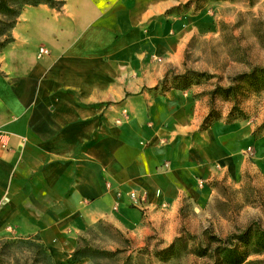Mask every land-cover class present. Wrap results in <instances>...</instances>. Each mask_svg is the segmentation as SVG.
Here are the masks:
<instances>
[{"label": "crops", "instance_id": "obj_1", "mask_svg": "<svg viewBox=\"0 0 264 264\" xmlns=\"http://www.w3.org/2000/svg\"><path fill=\"white\" fill-rule=\"evenodd\" d=\"M182 5L22 7L0 50V238L36 234L57 264L102 222L169 246L187 203L243 178L248 147L264 172L256 125L221 116L203 128L211 104L175 87L189 33L169 16L194 7Z\"/></svg>", "mask_w": 264, "mask_h": 264}, {"label": "rangeland", "instance_id": "obj_2", "mask_svg": "<svg viewBox=\"0 0 264 264\" xmlns=\"http://www.w3.org/2000/svg\"><path fill=\"white\" fill-rule=\"evenodd\" d=\"M171 1L176 5L194 1L190 11L169 16L179 17L181 28L189 33L182 71L204 74L189 89L206 98L210 106L209 92L217 84L235 85V95L217 97L216 111L228 119L229 111L237 104L245 113L244 120L256 125L255 132L264 138V89L234 79L256 65H264V0ZM7 2L13 11L0 10V50L12 40V27L26 5L21 0ZM246 153L250 165L240 181H214V194L205 206L194 202L184 206L180 218L185 239L177 245L176 253L162 259L157 253L168 244L155 237L137 242L112 224L102 222L81 236L80 245L96 250L85 257V264H231L223 257L224 246L247 253L236 264H264V248L255 249L240 240L251 226L264 229V172L253 161L254 145ZM75 262L72 257L68 260V264ZM0 264L57 263L34 234L0 238Z\"/></svg>", "mask_w": 264, "mask_h": 264}, {"label": "trees", "instance_id": "obj_3", "mask_svg": "<svg viewBox=\"0 0 264 264\" xmlns=\"http://www.w3.org/2000/svg\"><path fill=\"white\" fill-rule=\"evenodd\" d=\"M24 4H38V3H48L58 9H61L64 5V0H21ZM194 1H189L186 4H183V8L189 7ZM0 10L4 12H12L13 9L9 6L7 0H0ZM203 73L187 70L185 73L177 75L175 77L176 88L186 89L189 88L192 84H197L200 82L201 77H203ZM235 80L245 81L247 84L251 85L255 89H264V65H256L251 70L246 71L244 73L239 74L234 78ZM238 88V87H237ZM235 85L223 86L221 84H217L213 90L209 92L210 102H211V110L208 116L205 118L204 123L202 125L203 128L210 126L214 121L219 120L221 118V114L215 109V101L218 96H222L224 98H230L232 95H235L237 91ZM236 102V101H235ZM229 121L243 118L245 119V113L243 110H240L237 104H234L232 109L229 112ZM184 234V235H183ZM240 240L246 245H252L255 249L264 248V229L259 226H251L245 234L240 236ZM185 239V230H182V235L178 237L173 243H171L168 247L161 250L157 253V256L160 258H165L174 254L178 251L179 247L177 246L180 241H184ZM183 243V242H181ZM182 246V244H181ZM224 254L223 257L227 262L231 264H236L237 261L242 260L247 253H240L236 247H223ZM96 250L89 248L88 246H82L79 243L78 248L72 254V258L80 260L84 257L89 256V253H94ZM204 252V250H199V253ZM50 255V254H49Z\"/></svg>", "mask_w": 264, "mask_h": 264}, {"label": "built area", "instance_id": "obj_4", "mask_svg": "<svg viewBox=\"0 0 264 264\" xmlns=\"http://www.w3.org/2000/svg\"><path fill=\"white\" fill-rule=\"evenodd\" d=\"M46 53H48V49H46V48H44V47H41L40 48V54L42 55V54H46ZM4 135L2 134L1 135V138H0V142H1V144H2V147H6V143H5V141H4Z\"/></svg>", "mask_w": 264, "mask_h": 264}]
</instances>
